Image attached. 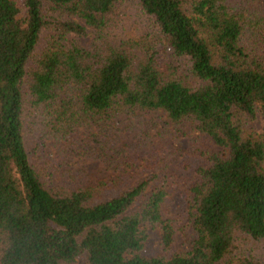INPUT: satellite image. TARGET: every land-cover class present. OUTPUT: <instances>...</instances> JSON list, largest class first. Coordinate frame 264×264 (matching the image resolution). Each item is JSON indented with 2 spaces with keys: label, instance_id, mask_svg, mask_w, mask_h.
Masks as SVG:
<instances>
[{
  "label": "trees",
  "instance_id": "trees-1",
  "mask_svg": "<svg viewBox=\"0 0 264 264\" xmlns=\"http://www.w3.org/2000/svg\"><path fill=\"white\" fill-rule=\"evenodd\" d=\"M124 4L0 0V264H264V129L251 125L264 120V25L244 44L249 21L224 0H137L132 18ZM88 29L87 47L69 38ZM133 109L192 118L220 147L189 187L183 251L141 253L147 224L164 251L173 241L165 179L69 189L25 149L36 118L62 137Z\"/></svg>",
  "mask_w": 264,
  "mask_h": 264
},
{
  "label": "rangeland",
  "instance_id": "rangeland-1",
  "mask_svg": "<svg viewBox=\"0 0 264 264\" xmlns=\"http://www.w3.org/2000/svg\"><path fill=\"white\" fill-rule=\"evenodd\" d=\"M233 12H243L249 21L242 43L252 44L255 31L264 25V0H224ZM130 17H137V0H125ZM78 22L82 23L81 20ZM92 32L84 37L69 35L80 46L87 47ZM258 45V43H257ZM36 118L25 134V149L33 162L46 168L52 184L69 189L92 183L100 178H118V193L145 177L165 179L169 196L163 203L164 215L172 220L174 234L168 250L160 242L158 226L146 225L147 239L141 253L147 256L170 254L187 249L195 238L186 212L189 187L198 178L196 169L204 163V151H219L212 139L197 129L192 118L171 120L161 110L133 109L117 113L109 119L78 126L59 137L47 133ZM251 125L264 129L257 115ZM150 187L146 190L148 192ZM88 264L86 255L73 263Z\"/></svg>",
  "mask_w": 264,
  "mask_h": 264
}]
</instances>
